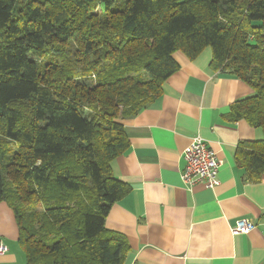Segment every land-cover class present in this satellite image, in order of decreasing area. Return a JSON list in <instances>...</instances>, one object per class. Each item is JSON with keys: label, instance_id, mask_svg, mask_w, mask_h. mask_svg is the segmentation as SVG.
<instances>
[{"label": "trees", "instance_id": "trees-1", "mask_svg": "<svg viewBox=\"0 0 264 264\" xmlns=\"http://www.w3.org/2000/svg\"><path fill=\"white\" fill-rule=\"evenodd\" d=\"M207 48L252 88L233 114L264 134V0H0V203L28 264L122 263L127 243L105 227L130 191L112 171L122 120L162 94L176 52Z\"/></svg>", "mask_w": 264, "mask_h": 264}, {"label": "crops", "instance_id": "crops-1", "mask_svg": "<svg viewBox=\"0 0 264 264\" xmlns=\"http://www.w3.org/2000/svg\"><path fill=\"white\" fill-rule=\"evenodd\" d=\"M174 58L180 67L162 94L122 120L129 148L112 171L130 191L105 221L127 243L121 264H264V172L255 179L249 167L264 134L233 114V106L253 90L213 69L210 48L195 60L182 52ZM197 137L222 162L214 189L199 184L191 190L182 180L183 153ZM239 219L254 229L234 235ZM0 238L8 247L0 264H28L9 202L0 203Z\"/></svg>", "mask_w": 264, "mask_h": 264}, {"label": "built area", "instance_id": "built-area-1", "mask_svg": "<svg viewBox=\"0 0 264 264\" xmlns=\"http://www.w3.org/2000/svg\"><path fill=\"white\" fill-rule=\"evenodd\" d=\"M185 169L182 172L184 185L193 189L196 185L203 184L207 189H214L220 185L218 178L222 162L217 153L209 149L200 137L195 138L183 153ZM254 223L246 219H239L232 228L234 235L248 234L254 229ZM8 253V247L0 238V256Z\"/></svg>", "mask_w": 264, "mask_h": 264}, {"label": "rangeland", "instance_id": "rangeland-1", "mask_svg": "<svg viewBox=\"0 0 264 264\" xmlns=\"http://www.w3.org/2000/svg\"><path fill=\"white\" fill-rule=\"evenodd\" d=\"M94 80H95V77H94ZM93 84H94V82H93ZM39 211H42V208H39Z\"/></svg>", "mask_w": 264, "mask_h": 264}]
</instances>
